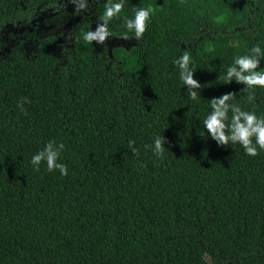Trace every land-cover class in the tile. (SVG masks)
I'll return each instance as SVG.
<instances>
[{
    "label": "trees",
    "instance_id": "16d2710c",
    "mask_svg": "<svg viewBox=\"0 0 264 264\" xmlns=\"http://www.w3.org/2000/svg\"><path fill=\"white\" fill-rule=\"evenodd\" d=\"M64 1L0 0V51L10 27L53 12L57 23L29 53L0 54V264H264V150L218 146L202 123L208 100L228 92L264 114V88L248 104L244 85L222 79L235 56L264 50V0H125L106 39L134 42L111 51L82 39L92 26H74L82 11ZM104 3L87 6L95 25ZM146 6L145 33L125 38L124 17ZM182 50L195 101L173 64ZM159 134L158 159L144 146ZM53 139L65 176L29 163Z\"/></svg>",
    "mask_w": 264,
    "mask_h": 264
},
{
    "label": "clouds",
    "instance_id": "9594fccd",
    "mask_svg": "<svg viewBox=\"0 0 264 264\" xmlns=\"http://www.w3.org/2000/svg\"><path fill=\"white\" fill-rule=\"evenodd\" d=\"M90 0H69L74 5V10H84L87 8ZM125 0H105L102 14L99 17V23L94 30L84 31L82 39L91 43L95 41L102 44L112 33L109 30V22L121 13ZM131 18L124 17L123 27L126 30L123 35L127 38L132 33L136 39H139L145 33L147 25L151 21L153 9L151 6L137 7L133 9ZM264 61V50L259 43L252 45L246 53L237 55L232 63L228 64L223 72L222 79L226 83L235 81L244 85L248 90L245 102L255 103L254 89L264 88V70H260L258 65ZM174 66L178 69L179 79L185 87V91L191 100H197L201 88L198 80L193 78L194 68L192 60L187 50H182L181 54L173 60ZM27 98H22L17 103L21 112L24 111L23 103ZM208 108L203 119V128L208 136L215 141L218 146L240 145L245 154L256 156L258 150H264V114L257 115L255 111L245 110L241 104L234 98L233 93L228 92L213 97L208 100ZM133 140H128V150L135 154L137 148ZM165 139L159 134L153 137L151 145H145L150 148L152 153L159 159L163 158L165 151ZM65 149V144L56 140L47 141L43 147L31 155L29 163L34 170H39L41 162L46 164L49 171L58 170L61 176L68 174L67 166L60 162V155Z\"/></svg>",
    "mask_w": 264,
    "mask_h": 264
},
{
    "label": "flooded vegetation",
    "instance_id": "af4514ba",
    "mask_svg": "<svg viewBox=\"0 0 264 264\" xmlns=\"http://www.w3.org/2000/svg\"><path fill=\"white\" fill-rule=\"evenodd\" d=\"M68 1V6L64 9L69 12L75 11L74 5L72 3H69V0H65L63 3ZM249 1V0H248ZM62 3V4H63ZM61 4V5H62ZM60 5V7H61ZM63 11V10H62ZM82 11V20L76 21L74 26L78 24V22H86L90 26H92V29L94 30V26L96 25L91 22L90 20L94 21V16L90 19L88 15V9L81 10ZM56 13V12H55ZM54 12L50 15H42L41 18H37L35 20H32L30 22V25H24L22 27H10L9 32H12V36L8 37L7 35H4V47L0 51V54H5L10 47H15L18 45V48L25 52L26 54L32 50V48L37 44V39H41L45 36H48L52 33V30L55 29L57 23L53 20L54 18ZM92 23V24H91ZM69 29H72V25L70 22H68V26L64 28H58V31L62 34V38L59 40L61 43L63 49L69 50L70 43H71V37ZM57 31V32H58ZM105 43L99 44L100 50L106 51ZM111 55V54H110ZM110 57V56H109ZM111 59V57H110ZM113 60V59H112Z\"/></svg>",
    "mask_w": 264,
    "mask_h": 264
},
{
    "label": "water",
    "instance_id": "95a60500",
    "mask_svg": "<svg viewBox=\"0 0 264 264\" xmlns=\"http://www.w3.org/2000/svg\"><path fill=\"white\" fill-rule=\"evenodd\" d=\"M67 6H68V1L63 3L60 8H61V10H63ZM44 15H46V14H44ZM39 18H41V16ZM105 41H106L105 45L109 48L110 51H111V49L116 48V47L125 48L126 49L127 46L131 45L134 42L133 39H123V38H116V37H113V38H110V39H106ZM110 51H109V56L111 57Z\"/></svg>",
    "mask_w": 264,
    "mask_h": 264
}]
</instances>
